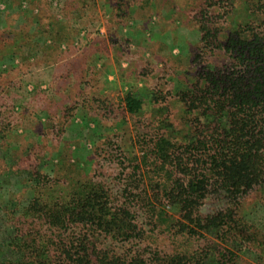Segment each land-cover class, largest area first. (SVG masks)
I'll return each instance as SVG.
<instances>
[{
	"label": "rangeland",
	"instance_id": "obj_1",
	"mask_svg": "<svg viewBox=\"0 0 264 264\" xmlns=\"http://www.w3.org/2000/svg\"><path fill=\"white\" fill-rule=\"evenodd\" d=\"M214 1L0 0V259L13 228L6 215L14 200L26 204L36 176L122 190L142 140L188 133L182 92L199 77L198 14ZM231 2L222 35L249 18L243 0ZM128 102L142 107L131 113ZM223 201L204 200L199 215L232 208L231 234L194 236L188 221L179 233L142 219L141 248L201 253L205 264H264V189ZM155 206L179 219L178 207Z\"/></svg>",
	"mask_w": 264,
	"mask_h": 264
},
{
	"label": "trees",
	"instance_id": "obj_2",
	"mask_svg": "<svg viewBox=\"0 0 264 264\" xmlns=\"http://www.w3.org/2000/svg\"><path fill=\"white\" fill-rule=\"evenodd\" d=\"M243 2L249 18L223 35L218 29L232 11L231 0L211 2L198 14L201 69L182 92L188 133L173 141L159 133L142 140L122 190L101 180L64 186L56 176H36L26 204L14 200L6 215L13 228L0 264H205L201 253L142 249L141 220L162 229L177 226L179 233L188 221L193 228L187 233L194 236L201 235L196 230L231 234L232 208L202 218L199 205L214 198L234 205L264 189V0ZM126 105L131 113L142 107ZM150 174L159 179L155 186ZM157 204L178 207L179 219L164 218ZM135 240L139 246L124 247Z\"/></svg>",
	"mask_w": 264,
	"mask_h": 264
}]
</instances>
